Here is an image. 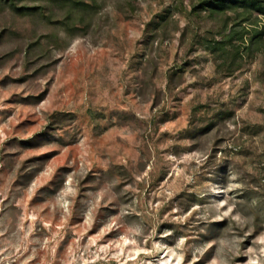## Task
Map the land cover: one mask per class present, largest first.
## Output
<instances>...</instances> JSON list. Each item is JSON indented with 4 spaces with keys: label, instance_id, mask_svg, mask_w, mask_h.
Here are the masks:
<instances>
[{
    "label": "rangeland",
    "instance_id": "374dc122",
    "mask_svg": "<svg viewBox=\"0 0 264 264\" xmlns=\"http://www.w3.org/2000/svg\"><path fill=\"white\" fill-rule=\"evenodd\" d=\"M83 1L0 0V264H264V15Z\"/></svg>",
    "mask_w": 264,
    "mask_h": 264
},
{
    "label": "trees",
    "instance_id": "16d2710c",
    "mask_svg": "<svg viewBox=\"0 0 264 264\" xmlns=\"http://www.w3.org/2000/svg\"><path fill=\"white\" fill-rule=\"evenodd\" d=\"M24 1L35 2L38 0H8L11 6V9L23 16L35 14L41 10H45L46 8H39V6L32 7H18V3ZM46 1L49 4H58L64 5L67 7V13L64 16L61 24L65 27L66 31L69 33H73L75 30L74 22H72L73 18L76 14L80 15L82 12H87L93 6L86 3L83 0H39ZM41 9V10H40ZM195 12L200 13L206 11L210 16H214L216 14H225L228 12H237L242 10L245 14H251L257 12L261 15H264V3L261 0H204L202 3L198 4V6L194 7ZM43 17H45L41 12H39ZM50 19V18H48ZM249 19L246 18L245 21ZM257 31V30H256ZM255 31V35L252 36L251 45L260 41V35ZM259 37V38H258ZM233 38H229L228 44H231ZM218 45V44H217ZM217 46H214V50H218ZM222 58V57H221ZM227 66V71L232 74L235 72L237 68H235L233 62H229V59L226 58L224 60L222 67Z\"/></svg>",
    "mask_w": 264,
    "mask_h": 264
}]
</instances>
